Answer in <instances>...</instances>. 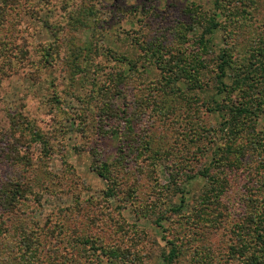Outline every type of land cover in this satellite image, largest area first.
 <instances>
[{
	"label": "rangeland",
	"instance_id": "rangeland-1",
	"mask_svg": "<svg viewBox=\"0 0 264 264\" xmlns=\"http://www.w3.org/2000/svg\"><path fill=\"white\" fill-rule=\"evenodd\" d=\"M263 56L264 0H0V264H253Z\"/></svg>",
	"mask_w": 264,
	"mask_h": 264
},
{
	"label": "trees",
	"instance_id": "trees-1",
	"mask_svg": "<svg viewBox=\"0 0 264 264\" xmlns=\"http://www.w3.org/2000/svg\"><path fill=\"white\" fill-rule=\"evenodd\" d=\"M210 32H211V30H210ZM260 58H261V56H260ZM263 58H264V56H263ZM225 62L226 61H224L223 63H225ZM256 68L259 70L260 73L264 72V59H259L258 60V62L256 63ZM220 72H221V75L219 76V78H221V77L223 78L225 76V74H226L225 66L222 65L220 67ZM241 72H243L241 79H243L244 81L249 80V82H250L251 79H250V76H249L248 73H251V71L248 70V66H245V68H243V70ZM219 84H220V87L217 90V94H220L222 92V90L227 89L226 84L223 81H220ZM237 84L239 85L241 83L238 82ZM240 93H241L243 99L246 98L247 94L242 93L241 91H240ZM248 94H250V93H248ZM240 111H242V110H240V109H236V110L232 109V110H230V115L235 117V115L238 114ZM249 112L250 111H248V113ZM222 114H223V117H225V113H222ZM228 121H230L232 123V120L227 119V122ZM258 218H260V219L264 218V208L259 213ZM259 229H260V226H258L256 224V226H254V228L251 231V235L254 238V242H255L254 246H253L254 247V250H253L254 253H253L252 257H250L251 258V262H253V264H264L263 263L264 258H263V261L261 259V257L264 256V231H260ZM260 252H262V255H260ZM250 258L248 259V262L250 261ZM244 261L247 262V258ZM248 264H250V262Z\"/></svg>",
	"mask_w": 264,
	"mask_h": 264
}]
</instances>
